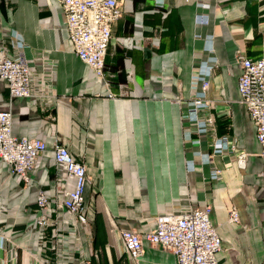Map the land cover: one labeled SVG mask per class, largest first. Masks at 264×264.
Segmentation results:
<instances>
[{"label": "crops", "instance_id": "0c3cea01", "mask_svg": "<svg viewBox=\"0 0 264 264\" xmlns=\"http://www.w3.org/2000/svg\"><path fill=\"white\" fill-rule=\"evenodd\" d=\"M200 1L122 0L97 77L74 53L56 2L0 0V47L11 48L16 31L34 73V95L12 105V132L47 144L28 183L0 164V264H176L145 238L131 259L120 233H144L164 211L205 203L220 238L217 264H264V157L239 102L236 58L264 57V0ZM210 66V104L198 117L212 116L213 124L195 141L189 99ZM8 103L0 80V108ZM218 138L235 149L206 162ZM55 142L85 164L89 226L62 209L47 229L34 225L40 190L53 206L73 187L54 163ZM240 152L247 153L244 168L236 163ZM214 167L217 179L210 178ZM232 205L239 223L228 221Z\"/></svg>", "mask_w": 264, "mask_h": 264}, {"label": "built area", "instance_id": "2783aa9c", "mask_svg": "<svg viewBox=\"0 0 264 264\" xmlns=\"http://www.w3.org/2000/svg\"><path fill=\"white\" fill-rule=\"evenodd\" d=\"M53 1L62 9L65 31L74 53L97 77H102L104 57L112 36L111 28L122 16V0ZM209 2L200 1L206 7ZM11 44V48L0 47V80L5 83L9 95L8 106L0 108V164H6L12 174L28 183L31 181L30 172L35 167L38 156L46 151L47 144L35 137H17L12 132V105L17 99L34 95L31 86L34 73L23 53L24 43L20 35H14ZM236 58L241 69L238 78L239 102L248 111L255 127L256 139L261 145L260 156L264 157V57L252 59L239 52ZM43 60V55L34 58L37 64H42ZM208 68L199 78L200 88L189 99V113L194 117L196 125L195 141H199L213 124L212 116L204 119L198 117L199 110L210 104L207 91L211 66ZM234 149L235 145L226 138H218L213 143L212 153L205 154L204 160L209 162L214 154ZM246 156V152L237 155L236 163L240 168L245 167ZM53 159L66 177L73 180V187H64L61 200L56 201L53 206L47 194L40 190L36 196L34 225L40 231L47 229L57 220L54 213L62 209L72 215L78 224L89 226L90 216L84 195L87 181L85 164L77 161L66 145L59 142L53 145ZM220 174L221 169L214 167L210 178L217 179ZM260 175L264 177V169ZM211 210L212 205L205 203L203 207H190L182 213L164 211L155 217V226L144 233L135 229L122 230L120 238L124 251L131 259L136 260L143 252L142 240L145 238L151 245L173 253L176 264H217L216 253L220 250V238L209 220ZM228 221L239 223V214L233 205L228 209Z\"/></svg>", "mask_w": 264, "mask_h": 264}, {"label": "rangeland", "instance_id": "374dc122", "mask_svg": "<svg viewBox=\"0 0 264 264\" xmlns=\"http://www.w3.org/2000/svg\"><path fill=\"white\" fill-rule=\"evenodd\" d=\"M18 34L16 31H14V35ZM19 35V34H18ZM14 37V36H13Z\"/></svg>", "mask_w": 264, "mask_h": 264}]
</instances>
